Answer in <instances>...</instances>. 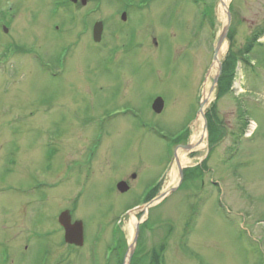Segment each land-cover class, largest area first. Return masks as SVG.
I'll return each mask as SVG.
<instances>
[{
  "label": "rangeland",
  "instance_id": "1",
  "mask_svg": "<svg viewBox=\"0 0 264 264\" xmlns=\"http://www.w3.org/2000/svg\"><path fill=\"white\" fill-rule=\"evenodd\" d=\"M124 2L0 0V264H123L109 247L116 225L132 242V213L142 264H264V36L240 54L264 27V0H226L232 77L220 96V0H131L122 22ZM206 90L212 134L199 151L176 150L201 173L178 186L166 136L191 142ZM155 186L166 197L134 211ZM65 209L82 222L81 247L64 244Z\"/></svg>",
  "mask_w": 264,
  "mask_h": 264
},
{
  "label": "water",
  "instance_id": "2",
  "mask_svg": "<svg viewBox=\"0 0 264 264\" xmlns=\"http://www.w3.org/2000/svg\"><path fill=\"white\" fill-rule=\"evenodd\" d=\"M73 2L75 0H72ZM86 0H81V2L84 4ZM122 19H125V15L123 14ZM229 23H230V14L227 13V25L223 28L220 37L216 43V47H215V51H214V59H216V56L219 52V48L223 42V40L226 37L227 31H228V27H229ZM101 31H102V24L101 22H98L95 24L94 26V40L95 41H99L100 40V35H101ZM221 71V64L219 63L218 65V72L220 73ZM219 73L217 74V76L214 79V82L217 81V78L219 76ZM205 101H203L200 106L202 107L204 105ZM153 110L157 113H160L162 108H163V101L160 98H157L154 103H153ZM200 112H201V108H200ZM203 120H204V131H206L207 125H206V120L204 117V114H202ZM182 148L189 150L191 149V145H184L182 146ZM178 170H179V180L181 182L182 177H183V173H182V168L178 165ZM117 188L120 192H125L128 187L126 186V184L124 182H120L117 184ZM174 190V189H172ZM161 196L157 197L156 199H159ZM153 201H150L147 205H150ZM59 223L63 226L64 230H65V241L67 243L70 244H75L77 246L82 245V223L80 221L75 222L74 224H71L70 222V215L67 211L63 212L60 214L59 218H58ZM138 230H139V224L136 225V231H135V237L133 239V243L130 245V248L134 247V244L137 240L138 237ZM133 251L131 250V252L128 255V261L130 260L131 256H132Z\"/></svg>",
  "mask_w": 264,
  "mask_h": 264
},
{
  "label": "trees",
  "instance_id": "3",
  "mask_svg": "<svg viewBox=\"0 0 264 264\" xmlns=\"http://www.w3.org/2000/svg\"><path fill=\"white\" fill-rule=\"evenodd\" d=\"M264 33V27H260V28H257L253 33H252V37L249 41V44L245 47V49L243 50V52H241L240 54L244 53L247 48L249 46H251V44L255 41V39L262 35ZM232 37H233V32L230 31L229 35H228V38L229 40L231 41V45H230V49L232 50V47H233V42H232ZM231 50L229 51L230 54H232ZM229 58V57H228ZM230 60V59H229ZM230 77H232V67H230L229 63H227V61H225L223 63V71H222V74L219 78V89H218V96H220V94L223 93L224 90H227L228 88H230V85H228V80H230ZM227 80V81H226ZM214 106H212L209 110H208V113L206 114L207 116V120H208V129H209V134L211 136L212 132L210 130L211 128V124H212V115L214 114V109H213ZM186 135H182L172 141L169 142V144L172 146V145H176L178 143H184L186 142ZM210 143L212 141L211 137H210ZM201 166H196L195 168H191V169H185L184 171V182H186L187 180H189L191 177H197V175L195 173H197L198 175H200L201 173ZM158 190V187H155L153 188L149 194L146 196L145 200H148L150 199L155 193L156 191ZM116 234H120V237H118L117 235H115V243H114V247H113V251L115 252H119L120 255H121V260L123 258V255H124V251H125V247H126V242L125 240L123 239L122 237V234L120 233L119 229L116 231ZM146 257V256H145ZM155 259L154 261L157 260V254L154 256ZM143 259V256L142 257H139L138 256V250L135 252L133 258H132V262L131 264H142L139 260Z\"/></svg>",
  "mask_w": 264,
  "mask_h": 264
},
{
  "label": "bare ground",
  "instance_id": "4",
  "mask_svg": "<svg viewBox=\"0 0 264 264\" xmlns=\"http://www.w3.org/2000/svg\"><path fill=\"white\" fill-rule=\"evenodd\" d=\"M220 3L222 5L223 9L226 10V6H227L226 0H220ZM224 46L225 45L222 44V47L220 49V53L218 54V56H217V58L215 60V63L213 65L214 68L218 65V62L221 60V55L223 54V51L225 49ZM202 98H203V101L207 102L209 100V98H210V90H206L203 93V97ZM202 121H203L202 115L199 114L197 121L194 123V131H193L191 142H190L192 150H194V151L201 150L204 147V145H205L206 135L202 131V127H201L202 126ZM177 157H178V161H179L180 165L185 164L187 162V159L185 158L184 155H182V156L181 155H177ZM170 178H171L170 179L171 181H173L175 179L174 169H172L170 171ZM144 209H146V208H144ZM138 223H139V221L136 220V218L133 216V213H132L131 216H130V220L128 222V225H127L128 234H131L133 232V228H135V226Z\"/></svg>",
  "mask_w": 264,
  "mask_h": 264
},
{
  "label": "flooded vegetation",
  "instance_id": "5",
  "mask_svg": "<svg viewBox=\"0 0 264 264\" xmlns=\"http://www.w3.org/2000/svg\"><path fill=\"white\" fill-rule=\"evenodd\" d=\"M38 263H39V262H38ZM40 263H41V264H47V262H44V261H41Z\"/></svg>",
  "mask_w": 264,
  "mask_h": 264
}]
</instances>
